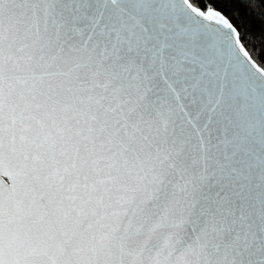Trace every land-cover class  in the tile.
<instances>
[{"label":"snow or ice","instance_id":"1","mask_svg":"<svg viewBox=\"0 0 264 264\" xmlns=\"http://www.w3.org/2000/svg\"><path fill=\"white\" fill-rule=\"evenodd\" d=\"M0 264H264V0H0Z\"/></svg>","mask_w":264,"mask_h":264}]
</instances>
